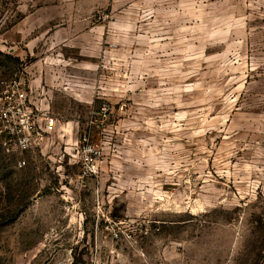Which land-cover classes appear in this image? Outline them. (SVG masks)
Listing matches in <instances>:
<instances>
[{"label":"rangeland","instance_id":"rangeland-1","mask_svg":"<svg viewBox=\"0 0 264 264\" xmlns=\"http://www.w3.org/2000/svg\"><path fill=\"white\" fill-rule=\"evenodd\" d=\"M14 77L55 124L0 137V264H264V0H0Z\"/></svg>","mask_w":264,"mask_h":264},{"label":"built area","instance_id":"built-area-1","mask_svg":"<svg viewBox=\"0 0 264 264\" xmlns=\"http://www.w3.org/2000/svg\"><path fill=\"white\" fill-rule=\"evenodd\" d=\"M30 87H24L19 77H14L0 92V137L2 150L7 155H20L25 152H39L46 147L47 137L52 132L55 120L42 113L28 97ZM82 158L88 166V175L96 171L95 159L98 152L90 144L82 146ZM19 167L25 165L18 159Z\"/></svg>","mask_w":264,"mask_h":264},{"label":"crops","instance_id":"crops-1","mask_svg":"<svg viewBox=\"0 0 264 264\" xmlns=\"http://www.w3.org/2000/svg\"><path fill=\"white\" fill-rule=\"evenodd\" d=\"M33 104H34V106H36V107H37L42 113L51 116L50 113L48 112L47 107L44 105V102H43L42 100L34 101ZM53 129H54V128H53ZM53 129H52V130H53Z\"/></svg>","mask_w":264,"mask_h":264}]
</instances>
